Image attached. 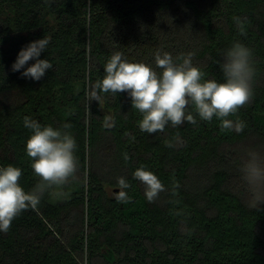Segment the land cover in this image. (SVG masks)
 <instances>
[{
  "label": "trees",
  "instance_id": "1",
  "mask_svg": "<svg viewBox=\"0 0 264 264\" xmlns=\"http://www.w3.org/2000/svg\"><path fill=\"white\" fill-rule=\"evenodd\" d=\"M233 17L247 20L246 35ZM44 36L50 43L39 59L53 69L39 81L22 77L33 59L13 72L20 50ZM235 42L252 50L256 69L253 99L229 117L245 122L242 133L197 116L196 125L147 134L127 93L104 94L100 104L87 98L116 51L152 67L157 50L174 60L194 53L205 79L222 82L217 61ZM106 114L115 119L110 129ZM25 116L72 125L78 171L0 232V264H264V203L250 207L240 172L250 151L264 157V0H0V167L20 168L28 192L40 178L25 151ZM141 165L166 188L155 202L133 178ZM120 177L129 196L144 200L141 235L106 190L119 192ZM103 217L111 222L101 225Z\"/></svg>",
  "mask_w": 264,
  "mask_h": 264
},
{
  "label": "clouds",
  "instance_id": "2",
  "mask_svg": "<svg viewBox=\"0 0 264 264\" xmlns=\"http://www.w3.org/2000/svg\"><path fill=\"white\" fill-rule=\"evenodd\" d=\"M51 3L52 0H44ZM241 35H246L247 20L233 17ZM50 37L29 43L20 50L12 71H20L30 61L22 77L41 80L46 70L53 69L48 59H39L47 50ZM222 61H217L223 74V81L205 79L206 73L193 65L194 53L180 54L174 60L168 52L157 50L155 67L143 62H129L123 53L114 52L104 66V77L89 85L87 98L89 102L103 100V95L127 93L131 98L132 109L138 111L142 119L138 122L140 131L147 134L163 133L169 124L176 128L185 122L192 125L200 120L211 122L215 117L220 121V131L242 133L246 124L238 116L235 121L229 119L238 110L251 102L254 96L253 80L256 69L252 50L242 43L235 42L222 53ZM24 127L31 131L26 142V154L31 160V168L40 181L28 192L20 185L22 176L20 168L8 165L0 167V232L7 233L12 222L29 209L38 210L42 196L48 190L62 188L78 171V159L75 156L76 140L68 131L71 124L65 123L61 128L51 125L43 126L38 120L29 116L23 118ZM115 119L106 114L103 127H114ZM127 135V133H126ZM133 139H135L133 137ZM179 141V134L173 138ZM172 148L175 144L166 141ZM127 162L130 157L125 152ZM241 179L250 193V207L258 208L264 203V157L256 151L248 153V159L240 169ZM133 178L144 185V194L148 202H155L160 193L166 191L164 184L153 172L141 165L133 173ZM119 192L114 194L117 203L127 204L131 197L125 191L131 187L125 178H118ZM179 187L173 184L172 192Z\"/></svg>",
  "mask_w": 264,
  "mask_h": 264
},
{
  "label": "rangeland",
  "instance_id": "3",
  "mask_svg": "<svg viewBox=\"0 0 264 264\" xmlns=\"http://www.w3.org/2000/svg\"><path fill=\"white\" fill-rule=\"evenodd\" d=\"M106 190L111 197H114V194L118 193L112 187H107ZM130 197L132 198L131 202L122 206V215L126 216L128 220L134 223L137 234H140L141 230L145 228V203L139 195L132 193ZM100 220L101 225H106L111 222L110 218L103 217L99 218V222Z\"/></svg>",
  "mask_w": 264,
  "mask_h": 264
}]
</instances>
